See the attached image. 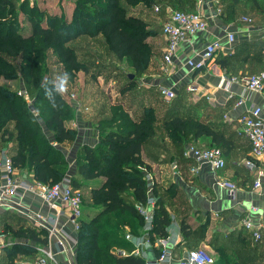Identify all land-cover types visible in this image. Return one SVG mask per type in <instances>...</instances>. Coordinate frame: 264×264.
I'll use <instances>...</instances> for the list:
<instances>
[{
	"label": "trees",
	"instance_id": "trees-1",
	"mask_svg": "<svg viewBox=\"0 0 264 264\" xmlns=\"http://www.w3.org/2000/svg\"><path fill=\"white\" fill-rule=\"evenodd\" d=\"M239 1L232 0V3L224 6L223 0H220L221 14L226 13V20L235 17V4ZM250 1L259 7L258 0ZM139 2L151 5L154 0H77L71 21L59 15L49 16L45 25L42 23L44 11L38 7L39 15L37 9L32 8L27 15L31 23L30 33L25 34L21 32L15 17L14 1L0 0V139L14 143V153L10 155L17 169L32 171L33 179L38 182L54 184L61 181L68 169V158L52 139L63 143L73 141L78 134L76 128L66 124L73 108L66 98L56 96L59 107L53 108L45 97L42 82L52 79L44 62L47 50L57 55L59 64L65 66L69 76L73 77L74 72L86 73L90 67L87 61L80 58L77 41L83 36L103 35L117 60L129 58L135 73L127 74L128 81L122 84L121 93L129 91L135 84V75L144 73L151 65L154 52L147 39L152 35V30L148 29L144 19L128 14L127 9V5ZM188 3L193 4L194 0H176L175 4L178 9L189 11L182 8ZM171 5H166L165 18ZM158 7L161 12V7ZM20 8L23 11L25 5L21 4ZM242 43L246 46L248 42ZM130 74H134V77L131 78ZM18 76L24 80L21 88L27 89L32 103L18 90L1 83L3 77L12 79ZM182 106L180 101H174L160 117L150 104L134 117L118 103L112 107L109 115L98 119V141L94 146H83V153L78 157L77 168L71 178L74 189L88 190L86 194L81 192V195L83 210L91 214L90 218L81 219L77 230V264H147L145 257L130 252L119 255L115 251L120 248L132 250L133 244L125 239L126 232L136 235L144 232L145 219L137 204L148 200L146 175L147 172L152 173V169L144 161L142 150L146 142L157 134L158 127H162L176 146L181 147L182 156L185 146L194 143L190 142V134L194 137L202 134L212 136L218 147H228L229 139L217 133L209 124L188 114L177 113L176 109ZM100 176L105 177L101 185L91 188L84 185V180ZM153 196L155 207L150 232L152 239L156 240L169 236L172 215L156 182ZM207 224L208 221L192 230L183 219L181 232L189 244L188 249L200 246L203 240L200 234L205 232ZM243 232H232L220 244H217V238L211 241L219 255L216 264H257L252 258L254 251L251 247H247L242 254L229 251L240 250L237 241L232 246L236 239L248 240L249 235ZM25 235L42 246L49 242L45 228H28ZM159 252L155 249L154 257Z\"/></svg>",
	"mask_w": 264,
	"mask_h": 264
},
{
	"label": "crops",
	"instance_id": "crops-1",
	"mask_svg": "<svg viewBox=\"0 0 264 264\" xmlns=\"http://www.w3.org/2000/svg\"><path fill=\"white\" fill-rule=\"evenodd\" d=\"M258 1L259 7H256L250 0H240L235 4V17L233 19L226 20V13L211 17L208 30L196 34L180 46L169 70H163L162 67L164 65L163 54L166 47V37L161 28L163 45L158 66L162 73L158 75L153 72L149 73L148 75L151 76L150 83L156 84L162 97L164 96L160 92L161 85L170 87L175 91L179 90V96L174 101H180L183 106L176 109L177 113L188 114L205 122L217 133L229 139L228 147L222 148L226 166L220 170H214L209 163H202L199 170L192 173L190 167L196 165L197 162L193 158L185 157L184 153L182 156L181 147H177L164 130L165 135L160 131L162 127H158L157 134L146 142L142 150L143 159L151 165V169L155 172L157 189L159 193L164 195L166 207L172 215V222L168 231L170 237L174 236L177 240L173 249L179 257L189 248V244L187 245V241L181 232V222L185 219L192 230L198 229L201 224L208 221L205 232L200 234V237L203 235L200 244H206L211 252L216 255V258L218 252L212 247L211 241L214 242L217 238L216 242L220 244L232 232L243 230L244 235L246 233L249 235L248 240L236 239L232 246L234 247L237 241L240 250L229 249V251L235 250L242 254V252L247 251V247H251L254 251V257H252L255 259L254 262L264 264V238L260 241L254 240L251 232L241 225L242 220L246 217H249L255 224L264 223V176L261 185L256 187L254 184L257 178L256 169H249L241 163L244 158L250 157L251 145L248 138L243 134L239 122L240 115L255 106L262 107V116H264V91H250L241 83H233L230 87L232 95L230 97V91L220 87L223 75L264 71V0ZM223 2L226 6L232 3V0H223ZM202 7L207 15H211L217 8L222 7V4L220 5V0H204ZM244 16L252 17L253 23L247 24L242 20ZM229 30L236 33V41L233 44L225 39ZM222 36L223 48L217 52L216 58L207 66L194 70L187 64V60L194 50H199L207 41ZM246 41L248 43H245L246 46H244L242 42ZM115 72L119 75L118 70ZM115 76L112 79L113 83L114 80L118 81ZM189 85L204 88L202 94L197 93L196 96H193L188 90ZM19 86L21 87V85ZM117 94L121 96L120 102L117 103H122L124 108L134 117L141 113L137 112L139 106L146 107L151 104L155 107L157 103H153L154 99H150L149 103L147 100L144 102L143 99L142 104L139 105L142 99L139 97L137 99L138 105H136L134 104L135 100L129 99L130 97L125 93L122 94L121 90ZM167 100L168 103L173 101ZM240 100L243 101L238 103ZM77 104L75 102L74 105L77 111H75V122L68 125L78 130L77 137L70 145L71 150L75 152L81 151L85 145L94 146L98 141L97 124L92 125L90 117L92 113L89 109L90 106L88 107L89 104L83 100H78ZM107 105L108 110L106 112L98 111L94 116L97 117L100 112L104 116L109 115L111 112L110 104ZM156 112H158L157 109ZM52 142L56 144L53 139ZM190 142L199 146H218L212 136L205 134L197 137L190 134ZM13 145L12 141L0 139V161L4 150L13 155ZM77 159L74 156L69 160L72 174L76 171ZM173 161L180 164L179 176L175 175L171 168ZM259 163L264 169V154ZM160 171L162 172L161 181ZM1 176L0 169V185L2 183ZM15 176L25 182L34 180L33 172L28 170L17 169ZM218 176L234 182L237 189L230 193L228 187H224L216 181ZM97 179L99 182L96 186L101 185L105 177L100 176L84 180V182H89V188L96 187L95 185L92 186L91 181ZM55 205V207L52 206L40 196L27 190H20L7 198L1 195L0 190V264H40L39 258L42 253L38 247L42 245L25 235V232L28 228H35L36 230L45 228L41 225L45 224L42 222L44 217L55 219L56 230L66 232H64L66 234L65 249L57 245V234L52 233L49 236V242L44 246L51 250L54 256L48 261V264H77V230L73 224L71 209L67 204L60 201H57ZM38 215L42 217H38ZM90 217L91 214L83 210L82 219L86 220ZM29 250L32 252H27ZM120 250L130 252L124 248H120ZM216 262L217 260L215 264Z\"/></svg>",
	"mask_w": 264,
	"mask_h": 264
},
{
	"label": "built area",
	"instance_id": "built-area-1",
	"mask_svg": "<svg viewBox=\"0 0 264 264\" xmlns=\"http://www.w3.org/2000/svg\"><path fill=\"white\" fill-rule=\"evenodd\" d=\"M203 1L204 0H197L196 10L188 11L172 7L167 9V16L162 24V32L166 37V47L163 54L164 70L170 69L177 51L184 42L190 40L196 34L208 30L209 19L221 15L222 9L220 7L211 15H207L202 9ZM158 9L159 7L156 6V10ZM242 20L249 25L254 21L250 16H244ZM225 39L230 44L235 43L236 33L229 30L225 35ZM222 48L223 36L215 37L207 41L201 49L194 50L187 60V64L194 70L202 69L215 59L217 52ZM233 83H241L250 91H264V71L258 73H242L240 75H223L220 87L224 88L226 91H230V87ZM203 89L204 88L197 85L188 86V90L193 96H196L197 93L202 94ZM160 92L169 100L176 95L174 89L163 85L160 86ZM18 93L24 96L29 103H32L27 89L20 87ZM229 96H232L231 91ZM242 101L243 100H240L238 103ZM239 122L243 134L248 138L251 145L250 157L244 158L241 163L249 169H256L257 178L254 184L258 187L261 185V180L264 176V169L259 163L261 156L264 154V116H262V107L255 106L243 112L239 117ZM184 156L193 158L197 162L196 165L190 167L192 173H196L202 163H209L214 170H220L226 166L223 150L218 146H199L195 143H191L186 146ZM171 168L174 174L179 176V162L173 161ZM0 169L2 172L0 190L4 198L15 195L20 190H27L40 196L54 207L57 201H60L70 207L74 227L76 230L79 229L83 215L82 195L78 189L73 188L69 177L65 176L61 181L54 184L38 182L36 180L32 182L22 181L15 176L17 168L14 165L12 156L6 150L3 151L1 157ZM146 178L148 180V200L146 203L137 204L138 210L145 219L144 232L138 235L130 231L126 232L125 239L132 242L134 245L130 253L145 257L147 259V264H170L173 262L175 264H214L216 261L214 256L202 247L185 250L179 257L173 249L174 245L177 243L174 236L170 237L169 235L168 237L158 238L156 240L152 239L150 231L153 228V211L155 207L153 185L155 181L154 175L150 172H147ZM216 181L220 185L228 187L230 193H233L237 189V185L234 182L224 177L218 176ZM38 217L42 216L38 215ZM42 220L45 224L41 225L49 231L48 237L52 233L57 234V245L65 249L66 232L64 231V233L63 231L56 230L55 219L44 217ZM241 225L251 232L254 240L260 241L264 238V223L255 224L249 217H246L242 220ZM169 244H172V247H169ZM155 249L160 251L159 255L154 258H148L149 253H154ZM38 250L42 253V256L39 258L40 264H48V261L53 259L54 255L52 251L46 246H40ZM127 253L129 252L125 250H117V254L119 255H126Z\"/></svg>",
	"mask_w": 264,
	"mask_h": 264
},
{
	"label": "rangeland",
	"instance_id": "rangeland-1",
	"mask_svg": "<svg viewBox=\"0 0 264 264\" xmlns=\"http://www.w3.org/2000/svg\"><path fill=\"white\" fill-rule=\"evenodd\" d=\"M14 1V7H15V17H17L19 21V28L21 32L23 33H30L31 23L28 20V11L32 8L37 9L36 13L40 15L39 8L43 10L44 16L42 18V23L45 25L47 23V19L49 16H62L68 19V21H71L73 19V13L76 7V1L77 0H13ZM197 0H194L193 4H184L182 8L189 9V10H196L197 9ZM170 3H173L174 5H171ZM176 0H154V3L151 5H146L143 2H139L137 4H130L127 5L128 14L139 17L141 19H144L147 23L148 29L152 30V35L147 39V43L151 46V50L154 52L152 55L151 65L145 70L144 73L135 75L134 78V86L130 87V90L127 92H124L127 94L131 100H135L136 105L137 99L139 97H142L140 104H142L143 99L144 102L147 100V103L150 102V99H154L153 103L155 105V109L158 110V115L160 117H163L165 112L168 110V107L173 104L168 103V100L161 96V94L158 91V88L156 84L150 83V78L148 74L153 72L156 73L155 75L161 74L162 70L159 69L158 63L161 56V50L163 45V39L161 35V27L163 24V21L165 19L164 17V11L166 10V5H171L172 8H179L177 7ZM24 4L25 9L23 11L20 8V5ZM161 7L156 10V6L158 5ZM39 7V8H38ZM80 49V58L82 60L87 61L90 64L88 72L84 71H77L74 72V76L70 77L69 86H68V92L64 95L66 100L73 106L72 110L69 112V119L66 121L67 125H71L75 122L76 119V107L75 102L77 104L78 100H83L86 102V104H89L88 107L91 110L90 114L92 125H96L99 118H102L104 116L103 113L100 112V114L96 117L94 115L97 114L98 111L106 112L108 110V105L110 104L109 109H112V107L116 106L118 101L120 102V95L117 93L120 91L121 86L123 83L128 81V73H134L133 67L131 65V61L129 58H124L123 60H117L116 56L113 54V52L109 49V47L106 44V40L103 35L99 34L97 37H90V36H83L80 40L77 41ZM44 62L46 63L49 75L53 78L55 74L67 72L65 70V66L62 64H59L60 62L57 60V55L52 54L51 50H47L46 52V58L44 59ZM153 65V66H152ZM153 67V68H150ZM164 67V65L162 66ZM119 71V75L115 74ZM164 70V69H163ZM68 73V72H67ZM135 74V73H134ZM115 76V79L118 81L116 82L114 80V83L112 81L113 76ZM2 85L5 87H8L12 90H18L19 85L24 84V80L18 76L17 78L12 79H3L1 80ZM148 85V86H146ZM179 90H176V95L178 94ZM122 93V94H124ZM170 100L169 102H171ZM122 104V103H121ZM123 105V104H122ZM77 106H79L77 104ZM124 107V105H123ZM85 111L86 108L84 107ZM144 109L143 105L139 106L137 108V112H142ZM76 111V112H74ZM94 117V118H92ZM106 126V125H105ZM95 130V129H94ZM160 131L165 135L163 129L160 128ZM98 136V135H97ZM75 140V139H74ZM73 140V141H74ZM73 141H65L63 143L56 142V145L60 146L63 150L64 156L68 158L69 160L76 156L77 158L80 157V154L82 151L75 152L71 150V143ZM74 152V153H73ZM83 153V152H82ZM78 160V159H77ZM78 162V161H77ZM68 169L64 176L69 177L70 179L74 174L70 172V163L68 164ZM152 174L154 175V181L156 182V176L155 172L151 170ZM161 171L159 172L160 181H161ZM165 181V180H163ZM93 185H97L99 182V179L95 181H91ZM89 182H84V185L88 187ZM163 183V182H162ZM80 191V190H79ZM88 190L86 188L81 189L80 192L86 194ZM85 211V210H84ZM86 212V211H85ZM88 213V211H87ZM86 214V213H85ZM87 215V214H86ZM195 247V246H194ZM197 248L202 247L209 251L214 258L217 260L219 259V255H216L211 252L210 248L206 244H200V246H197ZM229 264V263H228Z\"/></svg>",
	"mask_w": 264,
	"mask_h": 264
},
{
	"label": "clouds",
	"instance_id": "clouds-1",
	"mask_svg": "<svg viewBox=\"0 0 264 264\" xmlns=\"http://www.w3.org/2000/svg\"><path fill=\"white\" fill-rule=\"evenodd\" d=\"M70 76L69 73L63 72L55 74L51 80H44L42 87L46 99L50 102L53 108H58L56 96L63 97L68 92Z\"/></svg>",
	"mask_w": 264,
	"mask_h": 264
},
{
	"label": "water",
	"instance_id": "water-1",
	"mask_svg": "<svg viewBox=\"0 0 264 264\" xmlns=\"http://www.w3.org/2000/svg\"><path fill=\"white\" fill-rule=\"evenodd\" d=\"M130 77L133 78L134 74H130ZM169 247H172V244H169ZM148 258H154V254L153 253H149Z\"/></svg>",
	"mask_w": 264,
	"mask_h": 264
}]
</instances>
